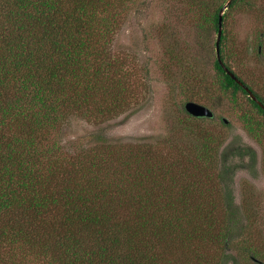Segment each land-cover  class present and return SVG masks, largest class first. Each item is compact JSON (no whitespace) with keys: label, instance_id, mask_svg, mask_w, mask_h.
<instances>
[{"label":"trees","instance_id":"16d2710c","mask_svg":"<svg viewBox=\"0 0 264 264\" xmlns=\"http://www.w3.org/2000/svg\"><path fill=\"white\" fill-rule=\"evenodd\" d=\"M117 1L128 0H0V264H187L190 255L207 264L198 245L224 249L232 239L238 219L227 161L218 168L227 214L218 218L190 198L194 181L178 186L184 170L157 160L149 145L121 151L102 143L69 155L47 138L69 115L101 120L126 107L127 90L118 78L122 61L109 51ZM224 1L190 0L195 26L217 35ZM251 2L231 0L219 49L224 64L264 105L226 61L229 12ZM182 59L171 54L169 61L173 66ZM213 67L220 87L234 100L241 93L264 119V109L216 57ZM98 87L105 94L97 99ZM234 153L256 161L248 146ZM252 242L246 236L239 251L256 258ZM222 257L217 264H237L225 251Z\"/></svg>","mask_w":264,"mask_h":264},{"label":"rangeland","instance_id":"374dc122","mask_svg":"<svg viewBox=\"0 0 264 264\" xmlns=\"http://www.w3.org/2000/svg\"><path fill=\"white\" fill-rule=\"evenodd\" d=\"M189 1H117L119 20L110 35L109 51L122 61L124 74L118 78L127 90L126 107L101 120L69 115L46 132L47 138L59 141L69 155L102 143L121 151L149 145L157 160L184 170L176 180L178 186L194 181L190 198L218 218L227 214L226 191L218 175L219 166L227 161L232 165L230 188L238 219L233 236L224 249L221 244L198 245V249L207 264L219 263L224 251L237 264H264V119L241 93L234 100L230 90L220 87L213 67L216 32L195 26ZM251 1L229 12L226 61L264 97V0ZM171 54L181 55V63L171 66ZM100 93L105 91L98 87L94 97H102ZM187 101L205 105L213 117L188 116ZM122 102L120 98L115 103ZM247 124L255 129L249 132ZM241 145L255 151L254 163L235 155ZM246 236L257 247L258 257L239 251ZM186 262L198 264L191 255Z\"/></svg>","mask_w":264,"mask_h":264},{"label":"water","instance_id":"95a60500","mask_svg":"<svg viewBox=\"0 0 264 264\" xmlns=\"http://www.w3.org/2000/svg\"><path fill=\"white\" fill-rule=\"evenodd\" d=\"M230 2L231 0H228L227 3L223 4L218 14V29H217V35H216V40H215L216 59L219 65L223 68V70L228 75H230L248 93L251 99L256 101L264 109V105L257 99L255 94L224 64L220 56L219 41H220L221 32H222V15L224 11L228 8V5L230 4ZM184 109L186 110L187 113H189L191 116H194V117H206V118L213 117V112L211 109H209L203 104H200L194 101H187L184 104Z\"/></svg>","mask_w":264,"mask_h":264}]
</instances>
